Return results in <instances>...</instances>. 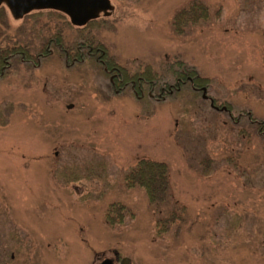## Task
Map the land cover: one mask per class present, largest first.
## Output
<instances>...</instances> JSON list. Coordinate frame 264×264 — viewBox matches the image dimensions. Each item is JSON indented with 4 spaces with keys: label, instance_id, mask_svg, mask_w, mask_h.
<instances>
[{
    "label": "rangeland",
    "instance_id": "obj_1",
    "mask_svg": "<svg viewBox=\"0 0 264 264\" xmlns=\"http://www.w3.org/2000/svg\"><path fill=\"white\" fill-rule=\"evenodd\" d=\"M111 1L83 29L56 10L17 19L1 6L0 48L27 54L1 63L0 264H264V133L244 120L264 119V0ZM193 1L203 17L176 31ZM84 42L157 87L170 68H194L208 99L116 94L94 59L66 64ZM140 158L169 165L181 218L127 187Z\"/></svg>",
    "mask_w": 264,
    "mask_h": 264
},
{
    "label": "trees",
    "instance_id": "obj_2",
    "mask_svg": "<svg viewBox=\"0 0 264 264\" xmlns=\"http://www.w3.org/2000/svg\"><path fill=\"white\" fill-rule=\"evenodd\" d=\"M203 5L204 4L201 1H193L191 2L188 8H184L181 11V13L178 14L174 19L173 26L176 29V31L178 32L183 31L184 27H186L187 23H189L187 21H192L193 23L197 22V18L195 17V14L198 11L201 12L199 18L203 17V14L205 12V10H203ZM1 6L2 5L0 4V26L3 23V8H4ZM94 22L96 21H92L90 23L92 24ZM9 46L5 47L4 49L0 48V67L4 58H8L12 60L11 63H13V60L16 58L18 53L23 52L27 54V50L23 48L15 50V48L11 49ZM25 58L29 59V56ZM181 64L184 65L183 62ZM172 65L175 64L172 63ZM1 72H2V67L0 68V77H1ZM168 72L170 76L166 78L163 77V79H161L162 81L159 80V83H162L169 90L174 89V92L172 94L167 93V97L170 95H178L187 88H190L191 91L195 93V91L192 90L191 88L192 85H196V86L204 85L208 87V85L206 84H208L207 82L209 80L208 79L204 80L200 78V76L198 75L197 71L194 70V68L183 66L182 68H178V67L170 68ZM139 76H134L133 79L138 80ZM187 76H191L194 78L193 84L190 85L189 83L183 84L182 82H178V78H181L183 80L186 79ZM142 77L148 80L147 78H145L144 75H142ZM179 87L180 89H178ZM214 103H216L215 99H214ZM226 106L228 109H230L229 105ZM248 115L249 113H246L244 120H247L248 122L252 123L253 126L255 127V130L258 133L260 134H262V132L264 133V119L259 120L257 118H253L251 116V112L249 115L250 117H248ZM125 180L127 187L129 188L140 187L145 190L148 196L149 203L154 208V210L157 208H160L162 210L163 206H169L173 204L171 215L169 214L170 215L169 219H177L178 217L181 218L180 216H183V213L185 212V207L183 205H180L178 201L174 200V196L172 193L171 179H170V168L165 161L140 158L137 160L136 164L132 166L128 172H126Z\"/></svg>",
    "mask_w": 264,
    "mask_h": 264
},
{
    "label": "flooded vegetation",
    "instance_id": "obj_3",
    "mask_svg": "<svg viewBox=\"0 0 264 264\" xmlns=\"http://www.w3.org/2000/svg\"><path fill=\"white\" fill-rule=\"evenodd\" d=\"M114 11H115V5H114V9L111 11V14H106V11H101L96 18L92 19L87 24H84L82 26H77V27L83 29L86 26H88V24L92 21H97L101 19L104 20V18L112 15ZM51 42L52 40L49 41L48 46L51 45ZM94 44H95L94 46H87L86 42L82 43L81 45L78 46L77 53H72V52H69L68 50H64V57H65L66 64H69V61H71L70 66H74L77 63H84L88 59H94L95 62L99 66H101L100 69L103 72V75L108 78L107 86L109 90L116 94L124 92L130 86L131 90L135 92L136 96L140 100L145 98V96H147L148 99L150 100L156 99L157 101H160L166 98L167 93L172 94L174 92V89H171V90L166 89L164 85L157 87V84L155 83L150 84L142 76H139L138 80H134L132 77L129 76V70H127L126 68L121 66L119 63H117V61L114 58L110 57L109 53L106 52V50L102 48V46L99 47L98 44L100 43L98 44L94 43ZM49 51H50L49 53H52L53 49H49ZM22 57H21V60H23V62H31L32 64H34L31 59H26L25 57L24 58ZM42 57H44L43 54L38 55L37 65L36 64L34 65L38 66L39 63L41 62ZM5 67H9V64L8 66L5 65ZM178 82H182L183 84L189 83L191 85L194 83V78L191 76H187L186 79H183V80L181 78H178ZM191 88L195 92L200 90L203 93H206L208 89V87L204 85L203 86L192 85ZM204 88H206V90H204ZM178 89H180V87ZM249 115H250V112H249ZM249 115L248 117H250ZM117 256L119 255H116V257Z\"/></svg>",
    "mask_w": 264,
    "mask_h": 264
},
{
    "label": "water",
    "instance_id": "obj_4",
    "mask_svg": "<svg viewBox=\"0 0 264 264\" xmlns=\"http://www.w3.org/2000/svg\"><path fill=\"white\" fill-rule=\"evenodd\" d=\"M6 4L10 12L15 18H21L25 14L34 10H57L67 14L74 25L82 26L90 20L96 18L101 11H106V14H111L114 9L111 0H0V4ZM206 90V88H204ZM207 98L206 94L203 95ZM211 106H215L211 100ZM72 105H69V108ZM220 110H227V107H222ZM101 264H113L112 259H105ZM122 264H130L128 258H124Z\"/></svg>",
    "mask_w": 264,
    "mask_h": 264
}]
</instances>
